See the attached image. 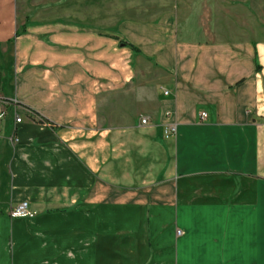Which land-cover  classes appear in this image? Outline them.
I'll return each instance as SVG.
<instances>
[{
  "label": "crops",
  "instance_id": "1",
  "mask_svg": "<svg viewBox=\"0 0 264 264\" xmlns=\"http://www.w3.org/2000/svg\"><path fill=\"white\" fill-rule=\"evenodd\" d=\"M66 1L0 0V264H264V41L182 0L41 15Z\"/></svg>",
  "mask_w": 264,
  "mask_h": 264
},
{
  "label": "rangeland",
  "instance_id": "2",
  "mask_svg": "<svg viewBox=\"0 0 264 264\" xmlns=\"http://www.w3.org/2000/svg\"><path fill=\"white\" fill-rule=\"evenodd\" d=\"M40 3L45 0H39ZM57 1V0H50ZM131 5H145L148 0H128ZM206 13L205 26L213 40L264 41V0H182ZM125 1L116 0H67L58 9L44 12L45 19L89 21L102 27H113L119 18H145L144 14L125 12ZM66 7L64 10L62 8ZM121 11V12H120Z\"/></svg>",
  "mask_w": 264,
  "mask_h": 264
},
{
  "label": "built area",
  "instance_id": "3",
  "mask_svg": "<svg viewBox=\"0 0 264 264\" xmlns=\"http://www.w3.org/2000/svg\"><path fill=\"white\" fill-rule=\"evenodd\" d=\"M163 93H164V95H167L166 91H163ZM204 117H205V114L200 113V118H204ZM15 122L19 123L20 118L16 117ZM139 124L142 126L148 125L149 119L147 117H143L140 119ZM176 133H177V126L175 124L167 125V126H164L162 128V135H163V138H165V139L174 138L176 136ZM9 216L12 219L30 217L31 213L29 211L28 204L26 202H22V203L16 205L14 208H12L10 210ZM179 234H180V231H177V235H179Z\"/></svg>",
  "mask_w": 264,
  "mask_h": 264
},
{
  "label": "trees",
  "instance_id": "4",
  "mask_svg": "<svg viewBox=\"0 0 264 264\" xmlns=\"http://www.w3.org/2000/svg\"><path fill=\"white\" fill-rule=\"evenodd\" d=\"M20 33V31L18 30L17 32H16V35H18ZM121 45L123 46V47H125V48H128V49H130L131 51H133V52H138V50H137V48H135L132 44H130L128 41H121ZM30 112V114H29V117L30 118H35V116L37 115L34 111H29ZM36 114V115H35ZM38 119H37V122H39L40 124H45V125H47V126H49V127H53V125L51 124V123H49L47 120H45V119H43L42 117H37Z\"/></svg>",
  "mask_w": 264,
  "mask_h": 264
}]
</instances>
